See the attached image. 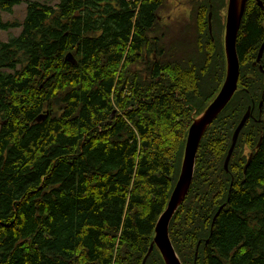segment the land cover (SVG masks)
Masks as SVG:
<instances>
[{"label": "trees", "instance_id": "1", "mask_svg": "<svg viewBox=\"0 0 264 264\" xmlns=\"http://www.w3.org/2000/svg\"><path fill=\"white\" fill-rule=\"evenodd\" d=\"M42 1L0 0V30L20 28L0 41V264H164L147 251L188 126L224 78L215 23L226 0H191L176 36L159 31L164 0ZM260 1L244 4L237 87L205 128L168 223L180 264H264ZM22 2L20 21L3 20Z\"/></svg>", "mask_w": 264, "mask_h": 264}, {"label": "water", "instance_id": "2", "mask_svg": "<svg viewBox=\"0 0 264 264\" xmlns=\"http://www.w3.org/2000/svg\"><path fill=\"white\" fill-rule=\"evenodd\" d=\"M245 1L246 0H227L223 35V49L225 55L224 78L212 100L207 104V106L199 115L192 119L190 125L188 126L184 142L181 166L177 180L168 197L164 210L161 212L155 223L154 236L149 244L147 254L150 252L152 246L155 245V247L161 254L164 264H180V261L170 243L167 228L173 212L175 211L179 203L182 201L191 183L194 168V159L199 140L207 125L228 102L237 87L239 63L235 50V38ZM255 1L259 6L262 5L260 0ZM209 15L210 13H208L207 15L208 29H210ZM263 47L264 41L260 44L258 48L255 57V63L259 62ZM64 58L66 60H69L70 62H74V59L70 52L66 53L64 55ZM258 68L259 70H262L260 65H258ZM46 114L47 112L39 113L35 118L36 120L42 119L46 116ZM249 114L250 108L248 106L242 114L241 118L239 119L238 123L236 124L235 128L233 129L230 145L227 149L223 161V167L225 169L232 149L234 147L237 135L242 126L244 125ZM258 144L259 141L256 145L258 146ZM250 156L251 152H249L248 154L243 169L247 166L250 160ZM143 261L144 258L141 264H143Z\"/></svg>", "mask_w": 264, "mask_h": 264}, {"label": "rangeland", "instance_id": "3", "mask_svg": "<svg viewBox=\"0 0 264 264\" xmlns=\"http://www.w3.org/2000/svg\"><path fill=\"white\" fill-rule=\"evenodd\" d=\"M43 2L42 0H39ZM55 1H49L48 3L53 4ZM227 3V0H226ZM191 7V0H164L162 6L157 12L158 26L159 31L167 32L170 30L174 36H176L180 25H187L191 23L192 19H189V12ZM226 7V5H225ZM209 13V12H208ZM25 14V3H19L12 7L10 12H1V17L3 20H18L20 21ZM208 15V14H207ZM189 21V22H188ZM224 22H225V9L223 11V25L222 28L218 23H215V26L219 28V31L222 36L224 35ZM194 23H196L194 21ZM208 26V22H207ZM20 28L12 27L7 30H0V41H5L10 35L18 34ZM211 24L209 33H211ZM176 34V35H175ZM196 117V116H195Z\"/></svg>", "mask_w": 264, "mask_h": 264}, {"label": "flooded vegetation", "instance_id": "4", "mask_svg": "<svg viewBox=\"0 0 264 264\" xmlns=\"http://www.w3.org/2000/svg\"><path fill=\"white\" fill-rule=\"evenodd\" d=\"M225 10H226V7H225ZM157 21H158V19H157ZM195 25H196V23H195Z\"/></svg>", "mask_w": 264, "mask_h": 264}, {"label": "bare ground", "instance_id": "5", "mask_svg": "<svg viewBox=\"0 0 264 264\" xmlns=\"http://www.w3.org/2000/svg\"><path fill=\"white\" fill-rule=\"evenodd\" d=\"M246 2V1H245ZM239 69V68H238ZM238 75H239V72H238ZM238 80V79H237Z\"/></svg>", "mask_w": 264, "mask_h": 264}]
</instances>
